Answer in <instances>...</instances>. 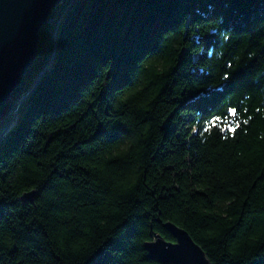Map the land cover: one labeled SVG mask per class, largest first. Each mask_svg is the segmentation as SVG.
<instances>
[{
  "label": "trees",
  "instance_id": "obj_1",
  "mask_svg": "<svg viewBox=\"0 0 264 264\" xmlns=\"http://www.w3.org/2000/svg\"><path fill=\"white\" fill-rule=\"evenodd\" d=\"M38 50L0 106L46 70L0 133V264H176L167 222L264 264V0H63Z\"/></svg>",
  "mask_w": 264,
  "mask_h": 264
},
{
  "label": "water",
  "instance_id": "obj_2",
  "mask_svg": "<svg viewBox=\"0 0 264 264\" xmlns=\"http://www.w3.org/2000/svg\"><path fill=\"white\" fill-rule=\"evenodd\" d=\"M62 1L0 0V106L23 83L38 56L40 31ZM15 116L3 134L14 123ZM35 194L30 191L26 198L31 199ZM165 227L175 240H167L158 234L146 243L150 257L176 264H210L203 248L186 229L173 222L165 223Z\"/></svg>",
  "mask_w": 264,
  "mask_h": 264
},
{
  "label": "rangeland",
  "instance_id": "obj_3",
  "mask_svg": "<svg viewBox=\"0 0 264 264\" xmlns=\"http://www.w3.org/2000/svg\"><path fill=\"white\" fill-rule=\"evenodd\" d=\"M53 57H54V56H53ZM53 57H52V59L50 60L49 63L52 62ZM45 71H46V70H43L40 74L36 75V77H35V79H34V81H33V83H32L31 88H29V90L26 91V92L24 93V96H22L21 98L19 97V99L17 98V100L15 101V105L12 107L13 109H11V110L9 111V114L6 115L5 117H3V118L0 119V133H1L2 131L4 132V130L10 125V123H11L13 117H14L15 114L18 112L19 107L22 105V103H23V101H24V99H25V96L27 95L28 92H30V91L33 89V87L36 85V83L39 82V80L41 79V77L43 76V74L45 73ZM23 97H24V98H23ZM14 108H15V109H14ZM3 132L1 133V135L3 134Z\"/></svg>",
  "mask_w": 264,
  "mask_h": 264
},
{
  "label": "snow or ice",
  "instance_id": "obj_4",
  "mask_svg": "<svg viewBox=\"0 0 264 264\" xmlns=\"http://www.w3.org/2000/svg\"><path fill=\"white\" fill-rule=\"evenodd\" d=\"M233 114H235V113H233ZM229 131L234 133L236 131V129H235V127H233L231 129H229Z\"/></svg>",
  "mask_w": 264,
  "mask_h": 264
}]
</instances>
